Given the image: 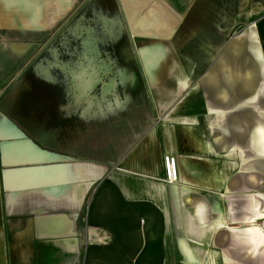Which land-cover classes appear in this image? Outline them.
Here are the masks:
<instances>
[{"label": "crops", "instance_id": "obj_1", "mask_svg": "<svg viewBox=\"0 0 264 264\" xmlns=\"http://www.w3.org/2000/svg\"><path fill=\"white\" fill-rule=\"evenodd\" d=\"M195 5L0 0V264H264V0Z\"/></svg>", "mask_w": 264, "mask_h": 264}, {"label": "rangeland", "instance_id": "obj_2", "mask_svg": "<svg viewBox=\"0 0 264 264\" xmlns=\"http://www.w3.org/2000/svg\"><path fill=\"white\" fill-rule=\"evenodd\" d=\"M210 1H212V0H196V5L194 7V10H193L191 16H193L194 13H196V12H197L196 14H200V12H201L200 9L204 6V4L206 2L210 3ZM216 1H218V0H216ZM256 7H258V6L242 5V6H231L230 7V14L232 15V22H231V26H230L231 34L238 33V30L242 27V25L244 23H248V22H245L246 20H243V17H241L242 13H244V12H249V13L255 12ZM219 14L220 15L223 14L222 8H215V15L218 16ZM225 14H226V12H225ZM250 23H252V22H250ZM219 25L223 26V24H219ZM203 27L206 28L207 25H202V28ZM190 32H191V36H192L191 38H198L197 36L199 35V32L197 30H195V32H194V30L190 31ZM195 34L197 36H195ZM187 38H189V37H187ZM175 39H176V33L172 34L171 37H167V36H165V34L163 36H161L158 33V36H154L153 38L150 36L146 37V35L142 34V35H140L139 38H137L136 42H134L133 39H129L128 42L125 41L124 43H121L123 40V37H122V35H118V36H116L114 43L116 46L115 50H117V51H121V52H132V51H134V52H137L140 55L139 60H138L140 67L145 68L146 65H145V56L144 55H145V52L147 51V49H149V50L153 49L155 51L161 50V44L163 42L170 43V41H172V40L174 41ZM146 41H148L147 47H146ZM65 42H66V38L62 32L53 33L52 35H48L46 40L42 41V44L50 43L49 49H43V50L41 49V51H42V53H44L47 50L46 52H50V53L52 52L54 56L64 58V57H66V54H67V51L65 49ZM117 43L120 46H118ZM41 51H36V52H37V54H39ZM73 51H74V47H73ZM113 52H114L113 47L106 45L105 50L103 49L102 51H98V54L103 53V54L109 55L110 53H113ZM128 63L129 62H123V65H128ZM107 64H110V63L107 62ZM55 93H58V92L55 91ZM182 264H189V263L183 262Z\"/></svg>", "mask_w": 264, "mask_h": 264}, {"label": "built area", "instance_id": "obj_3", "mask_svg": "<svg viewBox=\"0 0 264 264\" xmlns=\"http://www.w3.org/2000/svg\"><path fill=\"white\" fill-rule=\"evenodd\" d=\"M164 160V176L165 181L169 183H175L178 181L179 176L177 174V160L172 155L163 157Z\"/></svg>", "mask_w": 264, "mask_h": 264}, {"label": "bare ground", "instance_id": "obj_4", "mask_svg": "<svg viewBox=\"0 0 264 264\" xmlns=\"http://www.w3.org/2000/svg\"><path fill=\"white\" fill-rule=\"evenodd\" d=\"M163 153V152H162ZM163 156V155H162ZM163 159V158H162ZM164 166V165H163ZM175 186V185H174ZM173 186V187H174ZM180 187V186H179ZM212 199V198H211ZM210 201H212V200H210ZM200 203V202H199ZM199 207V206H198ZM214 208V207H213ZM199 209V208H198ZM197 212V211H196ZM261 216H262V214H261V211L260 212H258V213H256L255 215H254V218L253 219H260L261 218ZM233 217V216H232ZM217 220V219H216ZM220 220V219H219ZM145 221V220H144ZM203 221V220H202ZM234 221V220H233ZM208 223V222H207ZM144 224V223H143ZM216 224V223H215ZM253 225V224H252ZM218 226V225H217ZM259 226V225H258ZM217 228V227H216ZM152 229H153V227H152ZM154 229H155V227H154ZM234 229V228H233ZM156 230V229H155ZM153 231V230H152ZM232 233H234V232H232ZM141 235V234H140ZM159 235V234H158ZM153 237H154V235H153ZM160 237V236H159ZM157 239V238H156ZM209 239V238H208ZM215 240V239H214ZM222 250V249H221ZM205 254H207V253H205ZM204 255V254H203ZM208 255V254H207ZM203 259H205V258H203ZM214 260H215V258H214ZM199 261V260H198ZM200 261H202L201 259H200ZM204 261V260H203ZM186 263H189V264H201V263H199V262H192V261H185ZM210 262V261H209ZM148 263V262H147Z\"/></svg>", "mask_w": 264, "mask_h": 264}]
</instances>
